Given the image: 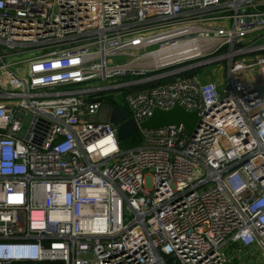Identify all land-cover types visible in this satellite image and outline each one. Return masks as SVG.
Listing matches in <instances>:
<instances>
[{
	"label": "built area",
	"instance_id": "1",
	"mask_svg": "<svg viewBox=\"0 0 264 264\" xmlns=\"http://www.w3.org/2000/svg\"><path fill=\"white\" fill-rule=\"evenodd\" d=\"M261 77L264 0H0V264L264 254ZM108 103L203 120L122 149Z\"/></svg>",
	"mask_w": 264,
	"mask_h": 264
},
{
	"label": "water",
	"instance_id": "2",
	"mask_svg": "<svg viewBox=\"0 0 264 264\" xmlns=\"http://www.w3.org/2000/svg\"><path fill=\"white\" fill-rule=\"evenodd\" d=\"M91 120L110 121L118 126V141L122 142L137 136L140 129H155L169 125H183L189 134H194L203 118L198 111H189L175 104L170 109L155 108L148 118L137 124L127 110L108 103Z\"/></svg>",
	"mask_w": 264,
	"mask_h": 264
},
{
	"label": "rangeland",
	"instance_id": "3",
	"mask_svg": "<svg viewBox=\"0 0 264 264\" xmlns=\"http://www.w3.org/2000/svg\"><path fill=\"white\" fill-rule=\"evenodd\" d=\"M218 55V53L212 54L209 57H214ZM227 67L228 62L227 60L224 61H218L213 64L206 65L203 67L201 73L206 80L208 77H213V74L215 73V76L219 77L221 81L217 82L220 86H224L227 81ZM215 78L207 79V81H214ZM124 107V105H122ZM250 254V256L248 254ZM231 261L228 264H264V254L262 250L258 247H254L252 250L249 249L246 252L239 253L238 251L231 252Z\"/></svg>",
	"mask_w": 264,
	"mask_h": 264
},
{
	"label": "trees",
	"instance_id": "4",
	"mask_svg": "<svg viewBox=\"0 0 264 264\" xmlns=\"http://www.w3.org/2000/svg\"><path fill=\"white\" fill-rule=\"evenodd\" d=\"M200 71H202V68H198V69H195L194 71H190V72H187L185 73L184 75L186 76H192V75H195L197 73H199ZM140 143V136L137 135L133 138H130V139H127V140H124L122 142L119 143L120 147L122 149H128V148H131V147H134L136 145H138ZM13 264H60V263H51V262H15Z\"/></svg>",
	"mask_w": 264,
	"mask_h": 264
},
{
	"label": "crops",
	"instance_id": "5",
	"mask_svg": "<svg viewBox=\"0 0 264 264\" xmlns=\"http://www.w3.org/2000/svg\"><path fill=\"white\" fill-rule=\"evenodd\" d=\"M212 78H215L214 80H215L216 82H220V83H221V81H219L220 78L217 77V76H215V73L213 74V77H208L207 79H212ZM207 79H206V80H207ZM261 79H262V81H264V77H261Z\"/></svg>",
	"mask_w": 264,
	"mask_h": 264
}]
</instances>
